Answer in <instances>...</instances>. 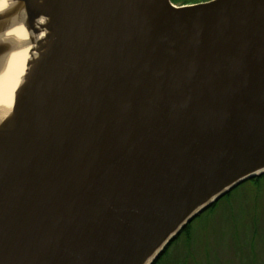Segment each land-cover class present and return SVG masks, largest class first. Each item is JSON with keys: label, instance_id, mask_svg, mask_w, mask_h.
Here are the masks:
<instances>
[{"label": "water", "instance_id": "95a60500", "mask_svg": "<svg viewBox=\"0 0 264 264\" xmlns=\"http://www.w3.org/2000/svg\"><path fill=\"white\" fill-rule=\"evenodd\" d=\"M158 2L45 0V71L0 130V264H152L264 172V0Z\"/></svg>", "mask_w": 264, "mask_h": 264}, {"label": "trees", "instance_id": "16d2710c", "mask_svg": "<svg viewBox=\"0 0 264 264\" xmlns=\"http://www.w3.org/2000/svg\"><path fill=\"white\" fill-rule=\"evenodd\" d=\"M170 1L180 5L205 0ZM212 224L211 237L201 236L197 246L198 230L207 235ZM171 248L179 254H170ZM230 252L232 258L224 259ZM166 257L174 264H230V260L231 264H264V172L241 182L194 216L152 264H166Z\"/></svg>", "mask_w": 264, "mask_h": 264}, {"label": "bare ground", "instance_id": "6f19581e", "mask_svg": "<svg viewBox=\"0 0 264 264\" xmlns=\"http://www.w3.org/2000/svg\"><path fill=\"white\" fill-rule=\"evenodd\" d=\"M138 1L141 0H130L131 5ZM146 1L151 4L150 0ZM152 1L154 6L150 11L151 17L155 14L164 16L158 0ZM37 3L41 14L27 24L23 2L0 0V130L4 129V123L11 118L18 88L28 76L35 78L34 83L37 84L45 71L42 55L52 45L51 24L45 0H37ZM6 12L9 15L4 17ZM32 89L23 91L19 100H26Z\"/></svg>", "mask_w": 264, "mask_h": 264}, {"label": "rangeland", "instance_id": "374dc122", "mask_svg": "<svg viewBox=\"0 0 264 264\" xmlns=\"http://www.w3.org/2000/svg\"><path fill=\"white\" fill-rule=\"evenodd\" d=\"M177 5V4H176ZM215 225L214 224H212V225H210V226H208V234L207 235H205V231H201L200 229H199V227H195L196 229H199L198 231H200L198 234L200 235L199 237H196V239H197V241H196V245L198 246L199 244H200V241H198V239H200V237L202 236V238H203V236H205V237H209V235H210V237H211V235L212 234H209V232H210V230L212 231L215 227H214ZM171 249H173V248H171ZM231 251V250H230ZM171 253H175V254H179V251H174V249L173 250H171V252H170V254ZM231 253V252H230ZM228 255V252H225V255ZM215 257V256H214ZM231 259L232 258V253L229 255V256H226L224 259ZM172 259V258H171ZM226 259V260H227ZM170 260L168 259V257H166L165 258V260H164V263H166V264H174V262L172 261V262H169ZM230 264H231V260H230Z\"/></svg>", "mask_w": 264, "mask_h": 264}]
</instances>
